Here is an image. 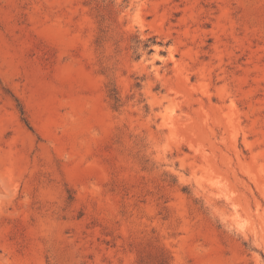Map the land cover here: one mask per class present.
<instances>
[{
  "label": "rangeland",
  "instance_id": "rangeland-1",
  "mask_svg": "<svg viewBox=\"0 0 264 264\" xmlns=\"http://www.w3.org/2000/svg\"><path fill=\"white\" fill-rule=\"evenodd\" d=\"M0 264H264V0H0Z\"/></svg>",
  "mask_w": 264,
  "mask_h": 264
},
{
  "label": "trees",
  "instance_id": "trees-1",
  "mask_svg": "<svg viewBox=\"0 0 264 264\" xmlns=\"http://www.w3.org/2000/svg\"><path fill=\"white\" fill-rule=\"evenodd\" d=\"M21 113L23 114V111H21Z\"/></svg>",
  "mask_w": 264,
  "mask_h": 264
}]
</instances>
